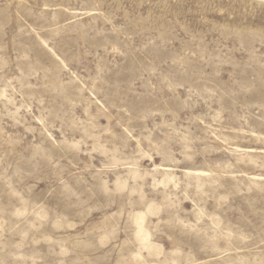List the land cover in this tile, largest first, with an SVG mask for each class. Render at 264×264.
<instances>
[{
	"label": "rangeland",
	"instance_id": "obj_1",
	"mask_svg": "<svg viewBox=\"0 0 264 264\" xmlns=\"http://www.w3.org/2000/svg\"><path fill=\"white\" fill-rule=\"evenodd\" d=\"M0 264H264V1L0 0Z\"/></svg>",
	"mask_w": 264,
	"mask_h": 264
},
{
	"label": "bare ground",
	"instance_id": "obj_2",
	"mask_svg": "<svg viewBox=\"0 0 264 264\" xmlns=\"http://www.w3.org/2000/svg\"><path fill=\"white\" fill-rule=\"evenodd\" d=\"M259 1V0H258ZM260 2H261V0H260Z\"/></svg>",
	"mask_w": 264,
	"mask_h": 264
},
{
	"label": "water",
	"instance_id": "obj_3",
	"mask_svg": "<svg viewBox=\"0 0 264 264\" xmlns=\"http://www.w3.org/2000/svg\"><path fill=\"white\" fill-rule=\"evenodd\" d=\"M264 1V0H263Z\"/></svg>",
	"mask_w": 264,
	"mask_h": 264
}]
</instances>
